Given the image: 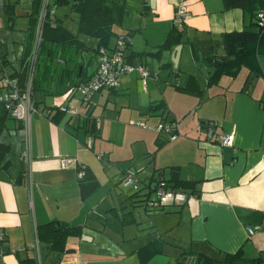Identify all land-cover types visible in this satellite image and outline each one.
<instances>
[{"label": "crops", "instance_id": "0c3cea01", "mask_svg": "<svg viewBox=\"0 0 264 264\" xmlns=\"http://www.w3.org/2000/svg\"><path fill=\"white\" fill-rule=\"evenodd\" d=\"M108 1L124 7L122 21L113 31L130 35L125 59L142 65L148 75L125 73L115 87L94 93L84 107L72 86L90 77L94 64L89 51L57 45L56 52L43 57L34 93L41 109L30 115L29 171L20 156L25 148L21 123L10 115L0 118V142L8 146L0 157V228L4 232L0 264H208L205 257L213 259L209 264H227L222 260L224 253L238 250L245 258H258L264 264V54L257 56V73L242 66L236 75H222L212 85H207L211 68L203 59L212 50H224V32L248 27L255 16L249 9L224 8L223 0H186L188 16L177 26L182 47L175 65V46L153 53L173 27L177 0ZM33 8L32 0L21 6L4 0L0 11L1 18L4 11L2 29L7 21L12 29L23 27L22 19H26L22 39L1 34L0 76L5 72L17 82L22 80L31 49ZM62 8L63 19L57 14ZM71 11L77 14L71 5L57 7L56 18L76 34L78 15L73 18L75 27L65 22ZM87 36L78 34V39L95 49L98 40ZM79 62L84 64L83 74L81 67L77 73ZM189 75L196 77L202 95L177 89ZM114 95L123 97V103L118 104ZM159 101L164 108L151 111L150 105ZM111 102L118 117L124 108L129 120L142 117V122L172 123L177 137L166 139L142 127L130 134L124 154L110 158V152L101 150L98 161L110 159L113 165H102L103 171H112L110 186L103 190L89 150L94 151L96 137L105 135L96 127L95 109L98 105L106 109ZM65 107H75L78 114H70ZM210 120L216 123L215 133H234L232 146H222L206 134L205 123ZM12 151L15 158L10 156ZM64 158L74 161L63 167ZM130 158L129 165L120 164ZM75 162L88 165L101 184L83 200ZM171 166L178 168L181 179L195 183L196 192L184 202L149 210L142 201L129 197L130 187L120 186L126 172H133L141 183L150 179L155 168H164L169 177ZM102 201L106 210L92 214ZM126 213V222L117 230ZM50 221L82 227L80 235L67 239L64 253L51 251L35 237L36 226ZM154 239L165 243L163 252L142 262L140 249Z\"/></svg>", "mask_w": 264, "mask_h": 264}, {"label": "trees", "instance_id": "16d2710c", "mask_svg": "<svg viewBox=\"0 0 264 264\" xmlns=\"http://www.w3.org/2000/svg\"><path fill=\"white\" fill-rule=\"evenodd\" d=\"M42 1L43 0H32L34 15L30 19L31 25L29 27V35L32 38L31 46L38 22L39 12L42 6ZM48 3L51 8H54L55 12L53 17L48 16L46 18L43 25L37 72L34 77L32 87V96L34 101V93L36 90L38 73L43 63V57L48 56L49 53L56 52L54 46L61 45L87 49L89 51L90 57L92 58V64H94L93 69L88 73L89 76H91L98 64L99 49L112 48L115 40L121 35L113 31V26L119 25L122 21L124 12V7L122 4L111 2L108 0H53L52 2L49 0ZM65 5H71L73 10L78 15V32L76 34L71 33L56 18V8ZM223 6L224 8L240 7L243 9H249L252 11L253 16H255V20L250 25H248V27L243 28L242 30L227 31L222 34V46L226 52L225 55H219L212 50L209 54L203 57V59H205L206 63L211 68L207 85L217 83L222 75H236L242 66H246L250 68V70L257 73L260 69L257 56L258 54H264V25H259L256 21V10L264 9V0H223ZM78 34L95 37L98 40V46L95 49H88L83 45V43L80 42V40L78 39ZM124 35L130 36L129 33H124ZM181 37V30L178 29L177 26L173 25L164 43H162L157 49L158 51L153 54L158 55L162 51L171 50L174 46L181 43ZM129 43L130 42L127 43L126 48ZM192 53L194 55V58H197L194 47L192 48ZM25 60L23 77L22 80H19L18 82L20 85H22L26 79ZM80 67L81 74H83L84 64L82 62L77 63V73H79ZM82 80L76 82L72 86V88L74 89L79 83L82 82ZM177 89L181 92H186L188 94H193L196 96L202 95V89L200 88L196 77L193 75H189L185 85L177 86ZM35 104L36 106H38L36 101ZM163 108L164 105L162 101L150 105L151 111H156ZM8 115H10L8 111L4 108L3 105L0 104V118L6 117ZM92 128H94V125H92ZM159 135L168 139L163 134ZM159 144L160 143L158 142V147ZM7 151L8 146L0 142V157L3 156ZM153 154L154 152L151 153V155ZM132 161L133 158H130L128 160L122 161L120 164L126 166L132 163ZM75 167L76 171H83V177L78 178L79 194L80 198L83 200L90 194L97 191L101 184L88 165L77 162ZM169 169V177L165 176L164 168H155L152 170L149 176L150 179L147 181L142 180L141 183L139 181L140 179L138 178L139 180H137V177L133 172H126L127 175H133L139 183L138 189H133L128 193L129 197H133L138 199V201H142L143 205L148 207V200L154 196L155 191L159 186H164L165 188L172 190L182 191L186 193L187 196L196 192L195 183L192 181L181 179L179 177V171L177 167L171 166ZM151 194L152 196H150ZM105 208L106 202L102 201L97 206H95L91 213L99 214L105 211ZM163 208L164 207L157 209H147L160 210ZM109 210H114V208H111ZM127 214L128 213L120 217L119 225L116 227L117 230H120L121 226L126 222ZM81 231L82 227L80 225L75 226L64 224L59 221H50L45 224L36 226L35 235L41 242L46 243L51 251H54L56 253H64L65 251H67V239L71 236L80 235ZM164 246L165 243L160 239H154L147 245L143 246L140 249L142 262H145L154 254L162 253ZM212 260L213 259L211 257H205L204 262H207L209 264ZM222 260L227 264H259L258 258H245L242 255L241 250H238L234 253H224Z\"/></svg>", "mask_w": 264, "mask_h": 264}, {"label": "built area", "instance_id": "2783aa9c", "mask_svg": "<svg viewBox=\"0 0 264 264\" xmlns=\"http://www.w3.org/2000/svg\"><path fill=\"white\" fill-rule=\"evenodd\" d=\"M49 0H43L42 6L38 16V22L36 25L34 38L32 41L31 50L25 60L26 79L25 82L20 85L16 79L12 78L7 73L3 72L0 76V81L5 90L0 91V104L8 111L10 116L18 120L24 132V143L25 148L21 152L22 160L27 163V170L29 169L30 153H29V124L30 115L33 111L40 110L41 108L36 106L33 99V80L37 72L38 57L40 51V44L42 41L43 25L46 18L53 17L54 8H51L48 3ZM4 5V0H0V11ZM188 16V10L186 6V0H177L174 7V14L172 23L175 26L182 25ZM256 21L259 25H264V11H259L256 14ZM2 18L0 15V42L2 40ZM130 42V36L121 34L112 45V48H100L98 64L94 73L88 77L85 81L79 83L74 89L81 92V99L84 107L89 106L91 96L104 88L115 87L122 75L131 71L139 72L143 77L148 75L146 69L137 63L128 62L125 59V49L127 43ZM67 110L70 114H78V110L75 107L62 108ZM136 125L144 128L153 130L158 134L165 135L168 139L173 140L177 137L172 123H157L150 125L145 122L136 121ZM216 123L212 120L206 122V134L211 137L214 141L222 146H232L234 142V133H215ZM90 137L86 139V144L90 142ZM74 160L71 158H64L61 161V165L66 167L69 163ZM76 164V162H75ZM29 171V170H28ZM77 178L83 177V171L78 170L76 172ZM124 187H130L133 189L139 188V183L136 178L128 174L122 179ZM188 196L186 193L179 190H172L159 186L154 196L148 200L147 206L151 209H157L165 207L167 205L178 204L186 201ZM249 234L254 232V228H248ZM36 237V236H35ZM4 239V232L0 228V240ZM37 240V238H36Z\"/></svg>", "mask_w": 264, "mask_h": 264}, {"label": "rangeland", "instance_id": "374dc122", "mask_svg": "<svg viewBox=\"0 0 264 264\" xmlns=\"http://www.w3.org/2000/svg\"><path fill=\"white\" fill-rule=\"evenodd\" d=\"M51 2L53 0H50ZM31 2V0H6V4H17L18 6L21 5H29ZM63 9H58L57 10V14L59 16H61V18L63 19L64 16L62 14ZM68 9V8H66ZM69 11V10H68ZM2 18L4 16V11H2ZM77 17V14H75L74 12H70L69 13V17H67L65 19L66 25H68L69 27L73 28L74 23H73V18ZM17 18V17H16ZM22 21L24 22L23 27L20 28H11L10 21L6 22V27H4L1 30V34L2 35H13L14 37L19 39L23 38V35L25 34V26H26V19H22ZM73 23V24H72ZM76 29V28H75ZM88 37V36H87ZM122 77V76H121ZM77 99L80 97H82L81 92L77 91ZM117 103H123L124 98L121 96H116L114 95ZM96 99V97H95ZM97 100V99H96ZM101 100V104L104 101V97L100 99ZM75 105L74 103H71V106ZM77 108H79V105H76ZM117 109L115 107V105L111 102V104H108L106 109H103V106L101 107L100 105H98L95 109L94 114L97 116V122H96V127L101 129L103 131L104 138L102 137H96L97 138V143L95 146L94 151L89 150L90 153V157L93 158V162H95V169L98 172V176L102 182V189L106 190L108 188V186H110L111 181L109 180L110 175L112 174V171H103L102 169V165H110L113 168V165L109 161L104 158L101 160V162L98 161V156L101 154V150H105L106 152H110V158H116V156L122 155L125 153V148L128 147L126 145V143L130 140V134L135 135L136 132L141 131L138 129H144L142 128V126L140 128L136 127L134 124L136 121H141L144 120V118L142 117H136L132 120H129L127 113L125 114V111H127V109H122V113L120 115V117L117 116V111L115 110ZM142 119V120H141ZM147 124L150 125H155L152 122L149 121H145ZM81 125H83L82 123H80ZM89 126V125H88ZM79 131V135L82 136L83 135V126L78 128ZM122 138L124 139V141L121 143ZM131 138V137H130ZM87 149V147L85 148ZM15 151H12L10 153V156H13L12 158H15ZM124 156V155H123ZM110 167V169H111ZM108 184V186H107ZM107 186V188H106ZM122 188L124 187L122 182L120 185ZM120 187V188H121ZM126 190V189H123Z\"/></svg>", "mask_w": 264, "mask_h": 264}, {"label": "water", "instance_id": "95a60500", "mask_svg": "<svg viewBox=\"0 0 264 264\" xmlns=\"http://www.w3.org/2000/svg\"><path fill=\"white\" fill-rule=\"evenodd\" d=\"M181 47L182 45L181 44H178L175 46L174 50H175V53H174V57L172 58V61L175 65H177L178 63V59H179V54H180V50H181ZM215 52H218V54H221V55H225V50H217L215 49ZM132 190V189H129V191Z\"/></svg>", "mask_w": 264, "mask_h": 264}]
</instances>
